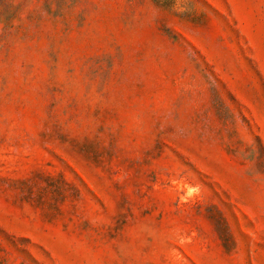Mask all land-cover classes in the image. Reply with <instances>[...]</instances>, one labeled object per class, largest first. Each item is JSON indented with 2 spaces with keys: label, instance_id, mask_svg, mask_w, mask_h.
I'll use <instances>...</instances> for the list:
<instances>
[{
  "label": "rangeland",
  "instance_id": "obj_1",
  "mask_svg": "<svg viewBox=\"0 0 264 264\" xmlns=\"http://www.w3.org/2000/svg\"><path fill=\"white\" fill-rule=\"evenodd\" d=\"M0 264H264V0H0Z\"/></svg>",
  "mask_w": 264,
  "mask_h": 264
}]
</instances>
